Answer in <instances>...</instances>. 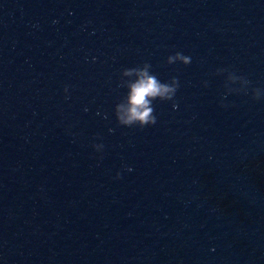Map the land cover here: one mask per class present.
Returning a JSON list of instances; mask_svg holds the SVG:
<instances>
[{
	"label": "water",
	"instance_id": "95a60500",
	"mask_svg": "<svg viewBox=\"0 0 264 264\" xmlns=\"http://www.w3.org/2000/svg\"><path fill=\"white\" fill-rule=\"evenodd\" d=\"M0 264H264V0H0Z\"/></svg>",
	"mask_w": 264,
	"mask_h": 264
},
{
	"label": "clouds",
	"instance_id": "9594fccd",
	"mask_svg": "<svg viewBox=\"0 0 264 264\" xmlns=\"http://www.w3.org/2000/svg\"><path fill=\"white\" fill-rule=\"evenodd\" d=\"M176 58L184 60L186 64L190 63V58L180 53L176 54ZM173 59V57H169V63ZM175 91V88H170L166 84L160 83L155 77L148 76L147 73H144L142 79L132 85L129 99L130 107L126 115H119V123L121 125H127L128 127L139 125L141 128L154 125L156 118L153 115L152 100L156 97L172 99ZM117 111L119 113V109ZM117 178H121L119 174Z\"/></svg>",
	"mask_w": 264,
	"mask_h": 264
}]
</instances>
